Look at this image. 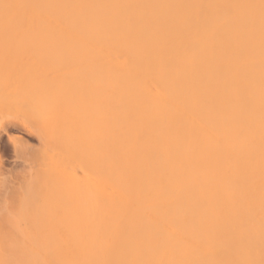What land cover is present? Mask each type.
Masks as SVG:
<instances>
[{
    "label": "bare ground",
    "instance_id": "bare-ground-1",
    "mask_svg": "<svg viewBox=\"0 0 264 264\" xmlns=\"http://www.w3.org/2000/svg\"><path fill=\"white\" fill-rule=\"evenodd\" d=\"M11 117L0 264H264V0H0Z\"/></svg>",
    "mask_w": 264,
    "mask_h": 264
},
{
    "label": "rangeland",
    "instance_id": "rangeland-1",
    "mask_svg": "<svg viewBox=\"0 0 264 264\" xmlns=\"http://www.w3.org/2000/svg\"><path fill=\"white\" fill-rule=\"evenodd\" d=\"M6 121L9 125L7 131L0 133V217L3 216L1 213H7L6 206L10 205L9 199L15 194L16 188L26 185L29 177L31 180L35 177L41 146L32 130L30 132L20 123L12 122V117L9 120L11 122ZM26 177V183L23 184Z\"/></svg>",
    "mask_w": 264,
    "mask_h": 264
}]
</instances>
